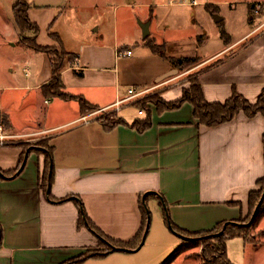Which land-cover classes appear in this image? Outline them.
Masks as SVG:
<instances>
[{"label": "crops", "instance_id": "obj_1", "mask_svg": "<svg viewBox=\"0 0 264 264\" xmlns=\"http://www.w3.org/2000/svg\"><path fill=\"white\" fill-rule=\"evenodd\" d=\"M28 2L30 18L40 27L38 43L58 45L51 35L56 32L66 50L79 57L75 65L66 60L62 69L70 97L43 92L42 86L53 76V68L42 51L34 49L35 54L28 52L18 63L24 74L14 73L12 68L9 76L0 75V91L27 94L20 98L22 104L40 108L38 120L24 121L14 107L17 101L0 99V113L8 119L6 131L18 135L15 143H0V224L4 233L0 264H64L99 247L101 239L87 224V217L105 235L130 241L142 230L143 203L147 210L146 204L152 201L164 214L168 206L172 221L189 231L209 230L221 221L249 214L250 192L264 177L261 113L250 117L241 111L232 120L208 126L196 117L190 101L161 112L152 105V125L143 131L123 123L107 128L100 117L106 111L129 122L144 117L145 111L140 108V116L126 112L125 107L135 105V101L120 106L115 103L128 96L130 88L146 90L136 100L154 90H159L165 100L177 99L186 84L175 80L190 70H197L208 101H225L238 91L256 102L264 88L263 4L262 15L255 22L244 10L245 29L234 35L225 13L207 6L197 8L202 0L198 4L189 0L158 4L125 0L121 7L132 18L150 21L149 40L164 44L169 57H201L196 66L181 72L152 49L137 22L123 39L116 28L112 40L108 30L97 24L99 19L88 26L70 25L54 7ZM162 5L180 7L182 12L190 10L188 26L194 33L189 41L165 36L162 30L171 25L161 20ZM136 6L142 9L137 11ZM250 8L253 10L252 5ZM218 13L225 20L230 39L227 43L220 32L219 48L206 52V20ZM198 17L206 19L200 22ZM218 23L212 27L220 30ZM200 35H204L201 45ZM127 50L132 53L123 55ZM79 96L96 109L82 113ZM103 108L108 109L101 111ZM43 140L53 146L51 196L40 186L47 167L44 148L39 144ZM23 143L35 148L29 150L22 170L13 175L28 151ZM81 208L86 221L81 219ZM115 251L124 250L89 257L81 264L106 259Z\"/></svg>", "mask_w": 264, "mask_h": 264}, {"label": "rangeland", "instance_id": "obj_2", "mask_svg": "<svg viewBox=\"0 0 264 264\" xmlns=\"http://www.w3.org/2000/svg\"><path fill=\"white\" fill-rule=\"evenodd\" d=\"M17 0H0V75L2 77L9 76L10 70L14 68V73H19L20 75L24 74L25 70L21 64H18L22 58L28 56V52L35 54L32 47H28L21 42V33L15 23V18L13 14V5ZM38 5H50L55 8L58 13L64 14V22L70 25L77 24L81 25H91L95 19H99V23L108 30L109 36L113 40L116 28L120 38L128 36L130 32V26L133 28L134 22L140 24V17L135 19L130 17V12L126 13L124 10L125 7H121V4L125 0H27ZM137 2H151L158 4L159 2L168 1V0H136ZM203 3L199 5L198 9H204V6L209 4L210 9H215L217 12L225 13L230 19L227 26L232 34L237 35L241 33L245 28L243 27V19L247 17L244 10L246 9L249 14L248 16L253 18V21H258L256 18H259L262 14V4L264 5V0L260 2L253 0H202ZM252 5V9L250 6ZM45 8V7H43ZM48 8V7H46ZM141 7H135V10L139 11ZM160 8L161 20L168 24L170 27H166V30H162L166 37H176L180 40L189 41L191 35L194 33V30L191 26H188V18H191L190 10L182 12L178 9L180 7H169L163 5ZM237 8V9H236ZM142 9V8H141ZM129 10H132L131 8ZM135 12V11H134ZM222 16L218 13L212 17L211 20H206L207 27V45L205 46L206 52L214 51L220 46V32L224 27V19L219 21L216 20V16ZM230 16V17H229ZM223 17V16H222ZM199 18V17H198ZM206 17H200L199 20L205 21ZM219 22L217 29L212 27L214 22ZM62 21L59 22V27ZM252 23V19L250 21ZM248 25V24H247ZM164 29V28H163ZM205 29V28H204ZM205 32V31H204ZM31 35L32 33L29 32ZM205 34V35H206ZM204 37V35H202ZM229 36V35H228ZM151 39V34L147 39ZM230 39V36H229ZM153 41V39H152ZM154 42V41H153ZM161 44V43H156ZM160 46V45H159ZM162 50L163 48L160 47ZM29 53V54H30ZM197 55V54H196ZM66 60L70 61L68 57ZM197 65V64H196ZM194 65V66H196ZM192 66V67H194ZM192 67H188L189 69ZM179 68V67H178ZM186 68V69H188ZM185 67H181L180 71L184 72ZM197 70H190L187 73H183L179 79L175 81L182 80L189 87L191 82L196 77ZM181 82V83H183ZM27 94H21L19 92H12L9 90L0 91V99L4 101H17V104H14L16 111L20 113L21 120L24 121H36L38 120L37 116L40 112V108L36 109L37 105L33 104H22V97ZM161 96L159 90H154L151 93H148L146 96ZM164 99V98H163ZM154 105L152 102L149 103ZM44 105L43 108H45ZM126 112L129 115L134 117L140 116L139 108L136 105L129 104L126 107ZM42 116L45 117L44 109H42ZM103 116H109L114 118L113 112L106 111ZM2 118H0V121ZM0 125L4 126V129H7L6 126L2 123ZM257 190L262 191V196L259 199L257 205L253 206L251 217L244 218L246 225H249L247 241L243 237H234L228 240V257L235 264H264V212L260 216H255L252 219L255 211L257 214L260 209L264 208V184L257 185ZM255 207V208H254ZM147 208L150 212V227L146 240L138 250H128L113 252L106 259H91L85 264H163L167 259L171 257L175 249L185 243L183 250L177 253L176 257L169 262L168 264H206L208 260L204 259L203 248L204 244H212L216 241L211 239L212 235L218 234L214 232L210 235L199 236L196 239H189V236L181 235L174 232L168 224V219H171L168 206L165 207V214L156 202H149ZM264 211V210H263ZM249 223V224H247ZM212 240L213 242L207 241ZM207 241V242H206ZM133 249V248H132ZM118 251V250H117ZM207 259V257H206ZM205 261V262H204Z\"/></svg>", "mask_w": 264, "mask_h": 264}, {"label": "trees", "instance_id": "obj_3", "mask_svg": "<svg viewBox=\"0 0 264 264\" xmlns=\"http://www.w3.org/2000/svg\"><path fill=\"white\" fill-rule=\"evenodd\" d=\"M29 7L30 4L27 0H17L13 5V14L15 18V23L21 33V42L28 46L32 47L37 51H42L47 53L49 59L52 64L53 68V76L51 79L44 83L42 86L43 92L47 96H63V97H70L71 95L65 91V82L62 76V69L64 67V63L66 61V57L69 58L72 65H75L76 60L78 59L79 55L76 52H70L66 50L63 45V42L56 32H51V35L59 42L58 45H42L38 43L37 36L40 31L39 25L32 21L29 15ZM207 7H211L207 4ZM29 32L32 34L30 35ZM222 36L224 40L228 43L229 36L224 28L222 30ZM204 41V37L202 35L198 36V43L199 45L202 44ZM149 45L155 52H158L162 57H165L171 60L176 66L179 68L185 67H192L198 64L201 60L199 55L193 56H182V57H169L165 52V45L164 44H156L148 39ZM160 45V46H159ZM163 48L162 50L160 49ZM212 64V63H211ZM211 64L207 65L209 67ZM78 75H82V71H77ZM80 104H81V111L82 113H87L96 109V107L91 104L88 100L78 97ZM186 101H190L195 108V115L199 119V121L203 124L208 126H216L221 123L227 122L232 120L236 115H238L241 111H244L248 116L252 117L255 116L257 113H261L264 116V88L259 95L256 102H251L245 95L238 91H234L233 94L227 98L225 101H208L204 95V91L201 85V82L196 75L195 79L192 80L191 85L189 87L183 88L182 95L174 100H165L157 96H145L135 101V105L140 108L142 111H145L144 117H137L132 122L125 120L124 118H117L113 113L114 118H110L109 116H101L100 119L104 122L107 128L112 127L113 125L123 123L126 125H130L133 128H136L139 131H143L152 125V112L153 108L152 105L149 103H153L156 105V108L159 112L166 110V109H175L183 105ZM0 118L2 120L0 123L4 124L5 126L8 125V119L4 114L0 113ZM24 144V143H23ZM39 144L42 145L44 148L43 152L46 154L45 161H47V167L43 172V177L41 179L40 186L44 190V192L51 196V186L53 183V170L50 171V164H51V153L53 150V146H51L47 140L41 141ZM37 145V144H36ZM25 151L33 150V147L30 144H24ZM26 159V155H23L20 165L18 168L13 172V175L18 174L21 170L23 165L25 164L24 161ZM4 177H7L4 173H1ZM264 184V177L260 178L257 182V185ZM262 191L259 192L257 188L251 190L249 196V207L250 211L247 218L253 214L252 209L253 206L257 205L259 199L261 198ZM161 203L164 205V200H161ZM144 224L142 226L141 232L136 236L134 239L130 241H122V240H115L107 235H105L95 223H93L88 217L87 221L85 219V211L81 208V219L87 222V224L95 231L96 234L99 235L102 245L99 247L89 249L85 253L66 261L64 264H81L89 257H103L104 255L114 251V246L121 247V250H125L124 248H135L138 246L140 241L142 240V236L145 232L148 222V212L146 207L144 206ZM255 208V207H254ZM260 209L258 215L260 216L263 213L264 208ZM249 217V218H250ZM246 219V218H245ZM168 224L170 223L178 232L189 236V239H196L199 236L210 235L214 232H218L223 229L220 234H215L211 236L213 241H216L212 244L207 243L204 244L203 248V256L205 260H208L206 264H235L231 261L228 257V248L227 242L229 239L234 237H243L244 240L247 241V235L249 230V225H246L243 221L244 218H240L238 220H224L219 222L214 228L209 230H200V231H189L184 228L179 227L176 225L171 219H168ZM3 227L0 224V245L2 244L3 240ZM213 242L212 240H207ZM206 241V242H207ZM185 247V243L179 245L174 253L171 255L169 259H167L163 264H168L171 262L177 255L178 252L183 250ZM207 257V259H206ZM205 262V261H204Z\"/></svg>", "mask_w": 264, "mask_h": 264}, {"label": "built area", "instance_id": "obj_4", "mask_svg": "<svg viewBox=\"0 0 264 264\" xmlns=\"http://www.w3.org/2000/svg\"><path fill=\"white\" fill-rule=\"evenodd\" d=\"M189 1L191 4H198L200 2V0H189ZM131 53H132V50H127L123 52V55H129ZM129 92L130 94L128 96L118 100L115 103V105L120 106V105L129 104L131 102L133 103L134 101H136V97L143 95L146 92V90L135 91L134 88H130ZM108 108H103L101 111H105ZM17 137L18 135H15L13 133L6 131V129H4V126L0 125V143L1 144L15 143Z\"/></svg>", "mask_w": 264, "mask_h": 264}, {"label": "water", "instance_id": "obj_5", "mask_svg": "<svg viewBox=\"0 0 264 264\" xmlns=\"http://www.w3.org/2000/svg\"><path fill=\"white\" fill-rule=\"evenodd\" d=\"M222 19V16H219V15H217L216 16V20L217 21H219V20H221ZM140 25L142 26V30H143V35H144V37H147V36H149V34H150V28H149V25H150V21H146V22H143V21H140ZM28 152H29V150L27 151V153H26V158H27V155H28ZM26 162V159H25V161H24V163ZM144 199H145V197H144ZM166 204H164V206H165ZM146 206H147V204H146ZM147 211H148V222H147V227H146V229H145V232H144V235H143V238H142V240H141V242L139 243V245L136 247V248H133V249H131V248H124L125 250H138V249H140L141 248V246L143 245V243L145 242V240H146V236H147V234H148V231H149V227H150V212H149V210H148V208H147ZM256 214H257V210L255 211V213H254V215L252 216V219L256 216ZM170 222V221H169ZM247 224H249V223H247ZM169 226L171 227V229L174 231V232H176L177 234H179V235H181L182 237H185L182 233H180V232H178L170 223H169ZM224 228H225V226H224ZM223 228V229H224ZM223 229L220 231V232H218V234H220L222 231H223ZM114 249L115 250H121V247H117V246H114Z\"/></svg>", "mask_w": 264, "mask_h": 264}]
</instances>
